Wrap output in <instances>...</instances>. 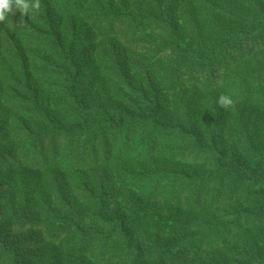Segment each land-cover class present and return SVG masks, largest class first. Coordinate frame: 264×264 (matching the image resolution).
<instances>
[{
  "label": "trees",
  "instance_id": "obj_1",
  "mask_svg": "<svg viewBox=\"0 0 264 264\" xmlns=\"http://www.w3.org/2000/svg\"><path fill=\"white\" fill-rule=\"evenodd\" d=\"M8 18L0 264H42L45 239L80 264H264V146L217 102L264 110V45L213 71L264 35V0H40ZM16 170L18 201L2 192ZM25 227L31 259L10 239Z\"/></svg>",
  "mask_w": 264,
  "mask_h": 264
},
{
  "label": "rangeland",
  "instance_id": "obj_2",
  "mask_svg": "<svg viewBox=\"0 0 264 264\" xmlns=\"http://www.w3.org/2000/svg\"><path fill=\"white\" fill-rule=\"evenodd\" d=\"M9 17V16H8ZM7 17L6 21L4 23H0V27H4L7 29H10L13 32V29H11L10 24L8 23L9 18ZM90 28V26H89ZM87 28L83 34L82 37L86 35V31H88ZM94 37V35H93ZM83 43L82 51H86L88 54H90V51L94 48L97 49L98 43H96V39L99 41L100 38L96 37L93 41ZM261 45H264V35L253 40L247 49H244L243 52L234 53L231 56L225 58L222 60L218 66H216L213 71L215 73L220 74L224 72V69L227 67H230L234 65V63L237 61L241 53L247 52L249 50H256ZM97 51L93 50V55H91L92 59H95ZM203 103V105H202ZM208 103H205L201 101V104L199 105V118L203 117L205 114H207L208 110ZM224 117L226 121V127L231 128V126H237L238 127V133H240V140L242 144L244 143V133L243 129L246 131V129L249 131V128H254V135L257 139V143L259 146H264V110L258 105L253 104V109L250 110L248 105H245L243 103H240L236 107H230L228 109H224ZM13 172V171H12ZM18 170L13 172V179L10 184L4 188H2V192L10 199H14L15 201L19 200L18 196V184L14 182L17 180V174ZM28 180H34L36 181L38 187L40 188L36 192L35 196V202L34 207H38L40 205V198L41 196L47 192V185L46 183L40 178V176H36L34 173L29 172L27 173ZM3 180L6 181L5 175L0 178V181ZM253 190L249 189V191L245 192L248 195L252 193ZM251 192V193H250ZM246 198H244L243 204L246 203ZM46 238H49L48 236H44ZM11 241H14L15 243H20L23 246L20 249L21 255H23L26 258L31 259L33 256V253L36 250V247L34 245L37 243V241L40 240L39 233L36 232L35 229H32L31 227H25V228H19L13 231L11 237ZM24 246H30V247H24ZM38 253L37 255L38 259L42 262V264H80L81 256L75 253L70 247L67 245H62L59 243H53L48 239H45L43 241L41 247H38ZM83 264H95L91 259H88L87 261L83 262Z\"/></svg>",
  "mask_w": 264,
  "mask_h": 264
},
{
  "label": "clouds",
  "instance_id": "obj_3",
  "mask_svg": "<svg viewBox=\"0 0 264 264\" xmlns=\"http://www.w3.org/2000/svg\"><path fill=\"white\" fill-rule=\"evenodd\" d=\"M40 9V0H0V23H4L7 17L16 12L22 16L29 15L30 12L35 13ZM218 104L221 108L228 109L234 107L235 101L227 95H221L218 98Z\"/></svg>",
  "mask_w": 264,
  "mask_h": 264
}]
</instances>
